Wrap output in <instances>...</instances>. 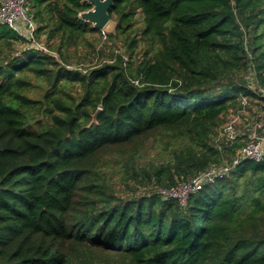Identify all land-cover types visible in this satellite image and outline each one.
<instances>
[{"label":"trees","instance_id":"trees-1","mask_svg":"<svg viewBox=\"0 0 264 264\" xmlns=\"http://www.w3.org/2000/svg\"><path fill=\"white\" fill-rule=\"evenodd\" d=\"M29 2L36 39L57 55L0 23V264H264V157L241 159L185 204L159 191L232 164L264 120L216 140L232 108L264 109L254 91L264 87V0H113L110 37L128 54L84 71L71 57L94 45L87 34L99 29L80 17L93 5ZM30 73L51 86V123L35 120ZM70 82L83 93L62 103L54 95ZM159 132L157 160L140 165ZM111 168L154 189L120 194Z\"/></svg>","mask_w":264,"mask_h":264},{"label":"rangeland","instance_id":"rangeland-1","mask_svg":"<svg viewBox=\"0 0 264 264\" xmlns=\"http://www.w3.org/2000/svg\"><path fill=\"white\" fill-rule=\"evenodd\" d=\"M29 8H32L33 3L29 2L28 0ZM141 21L135 20V29L141 26ZM114 26L115 22L110 19V22L107 24V26L103 29H99V31L92 33L89 32L87 34V38H89V41L91 40L94 45L90 46L89 44H84L79 47L78 53L71 59H73V62L76 63L79 69L81 71H84L86 68L96 67L98 65H102L104 63L114 62L115 56H127L126 46L123 44L122 37H110L111 33H114ZM102 31H105V34L102 33ZM143 46V44H141ZM19 49H24L25 45L22 43H19L17 46ZM102 50V51H100ZM113 56V58H112ZM82 57V58H81ZM112 58V60H111ZM53 66H50V68ZM31 78V84L30 87L27 88L25 91L29 97L32 99H39L41 100V104H37V108L33 110V114L36 115V118L40 120L41 123L52 122L51 115H44L42 113L43 108L48 106V101L45 98V94L48 92H51V86L49 82L47 81L45 76L37 77L35 74L30 73ZM61 91L57 92L54 97L58 98V100L62 103H71L72 99L74 101H78L83 93L82 87L79 86L78 83L70 82L67 87H64L62 85ZM50 99H53V94L50 96ZM245 109L236 110L235 108H232L227 114H224L221 117L220 125L217 129V138L216 140L220 142L222 140V131L224 127L229 123L231 120L236 118L237 121V130L239 133H247V123L253 121L256 118V115L259 114L261 116L264 115V109H261V106L257 104V102L252 101V103H245ZM39 107V108H38ZM50 107L54 108V113H57L59 109L51 102ZM166 132H159L156 134L151 135L148 139H146L144 148L142 151V158L139 161L140 165H145L149 160H157V153L158 151H162V141L165 142L166 140ZM226 161H223L222 164L218 165H225ZM115 168H111L110 174L113 176V181L115 184L116 191L123 195L133 194V193H143L144 191H151V189H154L153 185L150 182H135L133 179L129 178V186L123 179V172H114ZM126 179V178H125ZM177 187V186H176ZM176 187H163V189H166L167 193H178L181 191H175L174 188ZM178 197V196H177ZM182 198V197H181Z\"/></svg>","mask_w":264,"mask_h":264},{"label":"built area","instance_id":"built-area-1","mask_svg":"<svg viewBox=\"0 0 264 264\" xmlns=\"http://www.w3.org/2000/svg\"><path fill=\"white\" fill-rule=\"evenodd\" d=\"M0 23L9 25L15 32L28 41L32 46L41 50V52H51L47 46L36 39L37 23L29 13L28 0H0ZM105 34V31H102ZM54 56L55 52H51ZM254 91L259 93L264 99V87H254ZM245 99V98H244ZM222 136L227 140H236L241 133L237 130L236 118L231 120L224 127ZM264 157V120L254 122L251 131L248 133L247 143L239 150L238 155L234 157L232 164L213 165L208 169L200 171L193 178L180 182L175 191L176 193H167L166 189L159 190L161 194L167 197H177L182 204H185L189 194L199 190L205 183H213L215 179L227 172L231 165L238 163L241 159L261 160ZM182 197V198H181Z\"/></svg>","mask_w":264,"mask_h":264},{"label":"water","instance_id":"water-1","mask_svg":"<svg viewBox=\"0 0 264 264\" xmlns=\"http://www.w3.org/2000/svg\"><path fill=\"white\" fill-rule=\"evenodd\" d=\"M93 7L89 10L80 13V17L93 23L97 29H103L110 22L109 8L113 3V0H86ZM100 108L93 115V120H96L97 113ZM71 122V121H70Z\"/></svg>","mask_w":264,"mask_h":264}]
</instances>
